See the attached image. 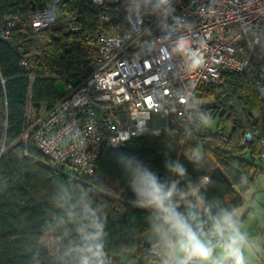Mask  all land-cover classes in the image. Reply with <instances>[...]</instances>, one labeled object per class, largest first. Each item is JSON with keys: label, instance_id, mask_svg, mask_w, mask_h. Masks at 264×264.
I'll return each mask as SVG.
<instances>
[{"label": "trees", "instance_id": "trees-1", "mask_svg": "<svg viewBox=\"0 0 264 264\" xmlns=\"http://www.w3.org/2000/svg\"><path fill=\"white\" fill-rule=\"evenodd\" d=\"M28 1L31 5L26 0H0V264H56L58 241L49 235V220L50 199L60 180L90 189L93 198L104 205L107 251L112 264H122L123 250H131L137 264L156 260L150 242L144 241L148 233L146 213L131 206L133 195L116 163V154L120 152L137 156L162 178L168 175L164 168L167 153L169 158L179 159L193 178H208L209 198H218L235 210L242 206L243 195L258 173V156L264 141V99L257 90L255 66L249 71H227L218 84L209 85L213 103L201 112V118L217 116L221 122H228L226 142H220L217 130L210 132L203 124L198 132L143 135L117 147L103 145L92 175L68 173L65 167H52L29 134L22 137L27 133L32 112L50 110L62 99L57 80L71 81L75 86L89 76L96 56V9L91 0H64L59 6L61 16L86 13L84 31L62 33L54 26L50 30L58 39H53L49 31L33 34L18 27L12 30L9 40H3L5 15L43 5L42 0ZM37 35L44 37L45 43L29 57ZM24 58L32 62L30 69L22 65ZM246 131L258 136L242 146ZM196 146H201L213 167L205 159L203 166L197 168L184 158ZM242 177H247V184L240 183ZM261 236L264 241V230ZM45 238L52 239L53 252L44 243Z\"/></svg>", "mask_w": 264, "mask_h": 264}, {"label": "built area", "instance_id": "built-area-1", "mask_svg": "<svg viewBox=\"0 0 264 264\" xmlns=\"http://www.w3.org/2000/svg\"><path fill=\"white\" fill-rule=\"evenodd\" d=\"M63 1L42 0L41 8L5 15L2 39L9 40L18 27L33 34L51 32L55 25L62 33L84 31L86 13L61 16ZM152 3L91 0L99 27L93 34L96 56L89 76L75 86L66 81L62 99L22 137L29 134L54 166L90 176L103 145L117 147L143 135L198 132L201 112L213 103L209 85L218 84L227 71L255 66L264 99V0H172L167 30H161ZM181 37L188 47L178 53L175 44ZM22 65L30 69L32 62L24 58ZM228 133L217 128L220 142L227 141ZM257 136L244 132L241 145ZM257 170L264 173V141Z\"/></svg>", "mask_w": 264, "mask_h": 264}, {"label": "clouds", "instance_id": "clouds-1", "mask_svg": "<svg viewBox=\"0 0 264 264\" xmlns=\"http://www.w3.org/2000/svg\"><path fill=\"white\" fill-rule=\"evenodd\" d=\"M152 11L161 30H167L168 17L174 11L172 0H154ZM173 19L180 23L179 17ZM187 47L185 37L176 41L178 53ZM193 65L198 67V61L194 59ZM209 120L205 116L202 124L206 126ZM184 158L197 168L205 162L201 146L187 151ZM116 163L133 195L131 206L146 213L157 264H251L253 238L234 207L209 198L208 178H193L179 159H171L167 153L164 168L168 175L164 178L135 155L117 153ZM240 183L247 184V177ZM50 202L49 235L58 241L56 264H112L104 205L93 198L90 189L60 180Z\"/></svg>", "mask_w": 264, "mask_h": 264}, {"label": "rangeland", "instance_id": "rangeland-1", "mask_svg": "<svg viewBox=\"0 0 264 264\" xmlns=\"http://www.w3.org/2000/svg\"><path fill=\"white\" fill-rule=\"evenodd\" d=\"M45 40L46 39L41 35H37L33 38L29 57H32L38 52L39 47L45 43ZM56 87L58 93L63 95L65 92V81L62 79L57 80ZM47 112L48 110L45 108H42L37 114L32 112L28 118L29 126L27 132H29L32 124L40 117L44 116ZM205 127L210 132H215L217 128H224L226 131L230 130V124L226 121L221 122L217 116L212 119L210 118ZM205 159L211 167L214 166L209 157L205 156ZM49 164L52 167H55L53 164ZM64 170L68 173L72 172V170L67 166H65ZM239 212L243 225L253 238V249L251 250L252 255L250 257L251 264H264V241H262L261 236V231L264 230V173H257L255 175L251 188L243 195V204L240 207ZM144 241L149 242V233L144 236ZM44 243L48 249L53 252L52 239L45 238ZM257 246L260 248L259 251L256 250ZM120 261L122 264H137V262L132 258L131 250H123L120 254ZM149 264H157V261L152 260Z\"/></svg>", "mask_w": 264, "mask_h": 264}, {"label": "water", "instance_id": "water-1", "mask_svg": "<svg viewBox=\"0 0 264 264\" xmlns=\"http://www.w3.org/2000/svg\"><path fill=\"white\" fill-rule=\"evenodd\" d=\"M32 9H34V7H32ZM49 35L53 38V39H58V35L56 33H54L53 31L49 32ZM60 168H63V166L61 165Z\"/></svg>", "mask_w": 264, "mask_h": 264}, {"label": "crops", "instance_id": "crops-1", "mask_svg": "<svg viewBox=\"0 0 264 264\" xmlns=\"http://www.w3.org/2000/svg\"><path fill=\"white\" fill-rule=\"evenodd\" d=\"M55 26H57V25H55ZM58 28H59V26H57ZM240 209V208H239ZM239 209L238 210H236V212H237V214L239 215ZM240 216V215H239ZM147 234V233H146Z\"/></svg>", "mask_w": 264, "mask_h": 264}]
</instances>
